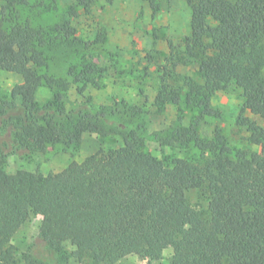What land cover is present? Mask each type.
Returning <instances> with one entry per match:
<instances>
[{"label":"trees","instance_id":"16d2710c","mask_svg":"<svg viewBox=\"0 0 264 264\" xmlns=\"http://www.w3.org/2000/svg\"><path fill=\"white\" fill-rule=\"evenodd\" d=\"M160 1L148 0L154 11ZM181 1L189 33L180 49L168 41L154 103L195 112L187 124L180 112L167 133L149 134L133 123L140 106L98 105L87 93L105 84V32L83 44L71 19L78 8L88 12L92 0H73L46 25L30 18L28 0H0V72L21 78L0 96V154L43 152L51 140L76 148L84 132L121 139L56 172L19 169L9 177L0 158V264H16L11 238L31 214L40 216L48 248L73 242L70 254L80 264H113L141 248L157 249L158 258L165 247L172 248L169 262L147 264H264V126L245 114L264 119V0ZM53 49L63 55L59 71L52 70ZM187 62L201 63L198 80L176 72ZM180 77L184 95L171 81ZM45 81L51 97L40 104ZM71 86L82 98L74 109L66 104ZM231 87L242 96L236 123L247 134L239 146L217 126L200 132L205 117L220 114L212 96ZM149 135L181 154L155 155L145 147ZM191 190L203 199L201 209L189 202ZM23 264L52 262L39 252Z\"/></svg>","mask_w":264,"mask_h":264},{"label":"rangeland","instance_id":"374dc122","mask_svg":"<svg viewBox=\"0 0 264 264\" xmlns=\"http://www.w3.org/2000/svg\"><path fill=\"white\" fill-rule=\"evenodd\" d=\"M33 6L28 15L34 23L46 25L66 14L73 0H28ZM83 44L93 39L98 30L105 32V44L101 54V64L106 67L104 86L100 89L88 87L87 93L92 95L98 105L112 106L117 100L125 101L141 107V114L133 118L134 124L146 126L147 133H167L180 122L177 119L182 112L181 123L187 124L194 115V110L184 104L181 111L170 103L158 105L154 103V96L159 85L160 66L164 63L165 55L169 52V42L177 49L182 46L184 37L189 33V9L181 0L159 3V8L153 10L148 0H92L88 12L78 8V15L71 19ZM54 59L52 70L59 71L63 55L59 49H53ZM202 66L200 62L178 64L176 72L182 77L199 79ZM174 81V86H181L184 95L185 86L182 78ZM21 81L19 75L11 72H0V96L8 95L12 86ZM51 97L50 83L45 81L37 92L40 104ZM81 96L74 86L67 89L66 104L74 109L81 101ZM212 105L219 110L216 117H205L201 122L202 135H210L214 127L221 128L232 146L244 143L246 131L236 123L241 111L242 96L240 89L229 88L219 91L212 96ZM121 107V106H120ZM264 126V119L259 115L245 112ZM114 119V118H113ZM110 121V119H108ZM116 120V119H114ZM121 143L118 134L110 133L100 136L93 132H84L80 144L76 147H64L51 140L43 152L25 154L23 151L3 156L4 169L9 177H15L19 169L38 171L42 173L62 170L71 160L81 161L85 156L99 148H115ZM148 150L157 156L163 154L180 155L179 148L160 146L149 135L146 141ZM189 202L201 209L203 199L196 190L187 193ZM15 247L16 264H23L27 255L43 253L52 264H80L70 253L75 248L71 241L64 242L60 251H52L42 238L40 216L31 214L20 225L11 238ZM141 248L127 254L113 264H147L167 263L173 252L171 247L159 250Z\"/></svg>","mask_w":264,"mask_h":264}]
</instances>
